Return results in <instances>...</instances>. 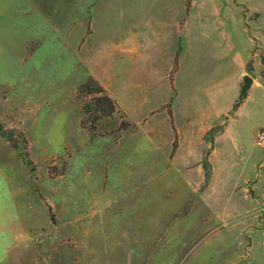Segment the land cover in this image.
I'll return each instance as SVG.
<instances>
[{"label":"rangeland","instance_id":"rangeland-1","mask_svg":"<svg viewBox=\"0 0 264 264\" xmlns=\"http://www.w3.org/2000/svg\"><path fill=\"white\" fill-rule=\"evenodd\" d=\"M258 132L264 0H0V264H264Z\"/></svg>","mask_w":264,"mask_h":264},{"label":"water","instance_id":"water-1","mask_svg":"<svg viewBox=\"0 0 264 264\" xmlns=\"http://www.w3.org/2000/svg\"><path fill=\"white\" fill-rule=\"evenodd\" d=\"M251 82H252V78L248 74L243 75V84L241 86V95L244 94L249 89Z\"/></svg>","mask_w":264,"mask_h":264},{"label":"crops","instance_id":"crops-1","mask_svg":"<svg viewBox=\"0 0 264 264\" xmlns=\"http://www.w3.org/2000/svg\"><path fill=\"white\" fill-rule=\"evenodd\" d=\"M243 75L245 74H248L251 78H252V82H251V85L250 87L253 85V84H258L260 85L259 81H257V79L255 77H253L251 74L247 73V71H245V69L243 68L242 72H241ZM249 87V88H250Z\"/></svg>","mask_w":264,"mask_h":264},{"label":"built area","instance_id":"built-area-1","mask_svg":"<svg viewBox=\"0 0 264 264\" xmlns=\"http://www.w3.org/2000/svg\"><path fill=\"white\" fill-rule=\"evenodd\" d=\"M257 139L260 141H263L264 140V132H258L257 133Z\"/></svg>","mask_w":264,"mask_h":264},{"label":"trees","instance_id":"trees-1","mask_svg":"<svg viewBox=\"0 0 264 264\" xmlns=\"http://www.w3.org/2000/svg\"><path fill=\"white\" fill-rule=\"evenodd\" d=\"M104 99H106V100H108L109 101V99L108 98H104ZM238 106V102H235V104H234V107H237Z\"/></svg>","mask_w":264,"mask_h":264}]
</instances>
